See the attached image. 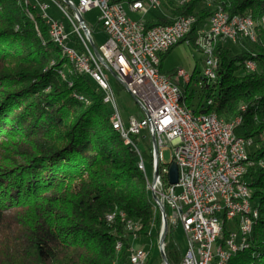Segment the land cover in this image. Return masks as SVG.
I'll list each match as a JSON object with an SVG mask.
<instances>
[{"label":"trees","instance_id":"16d2710c","mask_svg":"<svg viewBox=\"0 0 264 264\" xmlns=\"http://www.w3.org/2000/svg\"><path fill=\"white\" fill-rule=\"evenodd\" d=\"M163 5L169 17L146 26L194 16L191 32L180 42L188 40L193 46L196 30L216 9L229 17L250 15L256 23L264 17V0H186L181 5L164 0ZM249 44L234 54L226 43H215L216 79L200 82L191 76L199 85V101L190 110L215 113L222 119L240 117L235 134L254 141L256 147L249 153L257 160L264 158V143L259 140L264 135L262 26L256 27V41ZM246 61L253 62L255 70L248 72ZM163 75L179 87L186 105L188 85L176 80L175 72ZM0 80L6 88L19 87L20 94L16 100L17 92H4L0 128L8 117L5 125L23 146L20 164L6 166L0 177V264L125 263L131 238L122 216L135 223L134 232L140 227L138 239H148L157 233L160 211L138 170L135 150L112 129L102 92L89 77L76 72L52 43L31 0H0ZM77 96H84L89 104ZM17 101L21 105L15 106ZM9 106L13 107L8 110ZM18 107L20 113H12ZM133 141L138 145L137 138ZM140 154L149 165L150 153L140 150ZM248 177L259 217L249 249L236 253L229 264H264V169L251 168ZM168 227L164 254L168 264H180L174 229ZM117 243L122 245L119 253Z\"/></svg>","mask_w":264,"mask_h":264},{"label":"built area","instance_id":"2783aa9c","mask_svg":"<svg viewBox=\"0 0 264 264\" xmlns=\"http://www.w3.org/2000/svg\"><path fill=\"white\" fill-rule=\"evenodd\" d=\"M45 1L55 6L66 25L48 15L49 5ZM66 1L34 0V4L41 8L56 40L64 43L66 51L74 53L84 74L107 94L115 123L144 167L146 163L139 145L133 140L146 133L147 151L151 156L152 198L155 196L163 207L168 226L181 227L184 233L186 251L180 264H226L242 245V237H236V230H243L245 234L247 225L258 218L256 214H248L249 203H254L248 172L251 168L260 169V165L251 157L256 147L254 141L235 134L241 125L240 117L223 119L222 124H215L212 113L192 112V116H185L175 106L176 92H171L169 82L172 81L159 69L160 58L189 35L195 17L181 16L173 19L171 24L148 28L146 21H135L128 12L144 14L149 9L157 10L160 7L156 0L130 3ZM185 1L177 0V3L181 5ZM92 9L98 11L97 24L106 38L105 43L96 48L100 59L91 49L90 42L94 44L92 32L82 17ZM242 23L226 12L225 16H217L212 11L206 23L196 30L194 45L207 59L200 82L201 79L207 82L216 79L218 61L210 41L242 44V36H246ZM185 43L190 44L188 40ZM245 69L252 72L250 61L245 62ZM105 71L114 75L113 78L134 100L140 111L138 117L123 119ZM174 78L185 84L191 79L182 70L176 71ZM163 141L172 146L168 165L163 162L162 153L166 149ZM260 143H264V135L260 136ZM244 146H251V153H244ZM172 163L177 167L175 185H170L168 178ZM218 213H227L228 223L218 221ZM237 214H244V224H237ZM139 230L140 227L137 232H130L129 226L127 238L137 240ZM159 252L164 254V245L159 246ZM144 253V246L133 247L129 264H143Z\"/></svg>","mask_w":264,"mask_h":264},{"label":"rangeland","instance_id":"374dc122","mask_svg":"<svg viewBox=\"0 0 264 264\" xmlns=\"http://www.w3.org/2000/svg\"><path fill=\"white\" fill-rule=\"evenodd\" d=\"M74 3H77V0H73ZM160 1V8L157 10L149 9L144 14L137 13L132 18L135 21H146V22H155L159 17H169L168 12L165 10V5H163L164 0H158ZM46 4L49 5V10L47 11L48 15L53 17V19L58 20L66 25L65 18L57 11L55 6L45 1ZM147 6V4H146ZM71 14V12H70ZM83 20L88 24V26L91 29L92 32V38L93 42L96 48L100 47L105 43V35L101 31L100 26L97 24V18H98V11L96 9H92L91 11L83 14ZM245 42V41H242ZM250 42L246 41V44H231L229 42L226 43L227 46L230 47L232 52L234 54L239 53L242 49H245L244 46H249ZM51 65V64H50ZM204 67V56L200 52V49L198 47L193 46L191 43H180L179 45L175 46L165 57L163 58V61L161 63L160 71L162 74L168 75L172 72H176L178 70H182L185 74H187L189 77L195 75V77L200 80V77L202 75V70ZM106 72V76L108 78L109 84L111 85L115 96H116V102L118 107L120 108L122 112V117L124 120H127L129 117L134 116L138 117L140 115L139 108L135 104L134 100L129 96V94L126 92V90L118 84V82L113 78V76L108 72ZM8 73H6L7 75ZM0 99L4 96V92L10 90L11 92H17L14 96L17 100V96H19V87H10L6 88L3 81L0 80ZM180 83L184 86L188 85V93H186V107L193 108L198 103V90L199 85L195 81V79H190L189 82L186 84L180 81ZM17 105H21L20 102L17 101ZM14 106V107H15ZM13 106H9L8 110ZM21 107L16 108L12 113H20ZM5 112V110H4ZM7 115H8V111ZM6 114V113H5ZM12 117V115H11ZM8 118V117H7ZM7 118H5L7 120ZM6 120H4V123L6 124ZM3 124L0 128V177L2 175L3 169L7 166H11V163L16 162L17 164H20V159L18 158L19 152L22 150V139L14 136L12 131H10V127ZM9 124V123H7ZM260 140V137H259ZM164 146H166V149L163 151V162L164 164L168 165L171 162V152H172V146L169 145V143H166V141H163ZM138 145L140 150L147 151L148 149V138L146 133L141 134V136L138 137ZM2 166V167H1ZM2 168V169H1ZM146 175L147 180L149 182L152 181V173L150 170V166L146 164ZM0 186H3L2 184ZM256 204V202L254 201ZM162 228V222L160 220L158 229L156 228L157 233H153L152 237H149L148 239H137L135 241H131V247L128 251V257L125 261V263H122L119 261V264H128L130 252L134 248H139L144 246V252H148V259L149 261L147 264H163L162 257L159 252V238ZM169 230V227H168ZM170 231V230H169ZM168 234V231H167ZM173 240L178 246V249L183 255L186 251V242L184 233L181 229V227H176L173 230L172 233ZM167 241V235L164 240ZM152 250V256L149 258V251L146 250V248ZM165 255V254H164Z\"/></svg>","mask_w":264,"mask_h":264},{"label":"bare ground","instance_id":"6f19581e","mask_svg":"<svg viewBox=\"0 0 264 264\" xmlns=\"http://www.w3.org/2000/svg\"><path fill=\"white\" fill-rule=\"evenodd\" d=\"M31 2L33 4V7L36 8L40 12L42 19L45 21V23L49 29V36H50L52 43L62 51V53L65 55L67 60L72 64V66L74 67L76 72H78L81 75L86 76L84 74V71L82 70V65H81L80 60L77 59V57L74 55V53L66 51V47H65L63 42H61L60 40H56L55 35L53 34L50 25H48V23H47L46 17L42 15L41 8L39 6H37L36 4H34V0H31ZM156 3H158V7L161 6L160 1L156 0ZM207 5L209 7L208 2H207ZM213 12L217 16H225V11H223L222 9H216ZM234 19L236 21H243L244 22V23H242V30H244L246 36H242V41H245V42L247 41V42L252 43V42L256 41V27L258 25H260V26H262V28H264V17H262L258 23H256L250 15L235 16ZM216 42L217 41H210V48H214V45ZM250 63H251V70L252 71L255 70V67H256L255 64L251 61H250ZM204 66H207V59H204ZM62 77L65 78V75H62ZM69 86H71V84H69ZM169 89L171 90V92H176L175 106L177 107V110L185 116H192V111L189 110L185 106L184 103H182V95H181V91L178 90V86L175 85L173 82H169ZM102 95H103V103L106 104L109 108L107 94L102 93ZM76 98L78 99V101L85 103V105L89 104V101L84 96H77ZM244 109H245L244 107L241 108L242 111H244ZM109 111L111 112V109ZM212 119L214 120L215 124H222L223 123V119L219 118L215 113H212ZM110 122H111L112 129L115 132H117L118 134H120V136L125 140L123 132L120 131V128L118 127L117 123H115V119L113 118L112 112L110 115ZM240 124H241V118H240ZM126 143L130 144V142H126ZM250 148H251V146H244V153H249ZM256 161H257L258 165H260V168L264 169V158L257 159ZM137 167H138V170L140 172H142V174H144L145 178L147 179L146 167L141 165L139 162H137ZM147 185H148L147 188H148V190L152 196L151 182H149L148 180H147ZM154 203L160 211L161 205L157 201H154ZM248 214H256V217H259V211H258L257 205L255 203H249ZM111 219H112V217L109 218V220H111ZM122 219L125 221L126 232L129 233V226H130V232H134L136 230L137 226L135 225V223H133L130 220H126V218L124 216H122ZM257 220H258V218H255V219H253V221H251L250 224L247 225V227L245 229V234H243V230H236V237H242V245L240 246V248L237 250L236 253L249 249L250 239H251L252 233L254 231L253 229L256 225ZM218 221H221V223H228L227 213H218ZM236 222H237V224H244V214H237L236 215ZM121 249H122V245L120 243H117L115 246V251L117 253H119L121 251ZM132 255H133V250H131V252H130L129 260L132 257ZM147 262H148V252H145L143 264H147ZM128 264H129V261H128ZM226 264H229V261H226Z\"/></svg>","mask_w":264,"mask_h":264},{"label":"water","instance_id":"95a60500","mask_svg":"<svg viewBox=\"0 0 264 264\" xmlns=\"http://www.w3.org/2000/svg\"><path fill=\"white\" fill-rule=\"evenodd\" d=\"M65 2L67 3L66 0H65ZM78 18H79V22L83 21L80 16H78ZM90 46H91V49H92L95 57L97 59H100L98 51H97L96 47L94 46V44L92 42H90ZM153 142H154V140H153ZM155 176H157V173H156ZM177 177H178V175H177V167H176V165L174 163H172L170 165V167H169V170H168L169 184L170 185L177 184ZM153 199L155 201H158L155 196H153ZM160 213H161V216H162V228H161V233H160V238H159V246L162 247L164 245V240H165L166 235H167L168 223H167V220H166V218L164 216V210H163L162 206H160ZM161 257H162V260H163V264H168L165 255L161 253Z\"/></svg>","mask_w":264,"mask_h":264},{"label":"crops","instance_id":"0c3cea01","mask_svg":"<svg viewBox=\"0 0 264 264\" xmlns=\"http://www.w3.org/2000/svg\"><path fill=\"white\" fill-rule=\"evenodd\" d=\"M135 14H137V13H131V12H128V16L130 17V18H132V16H134ZM133 19V18H132ZM146 250L147 251H149V253H150V255H149V258L152 256V250L150 249V247H148V249L146 248ZM148 261H149V259H148Z\"/></svg>","mask_w":264,"mask_h":264}]
</instances>
